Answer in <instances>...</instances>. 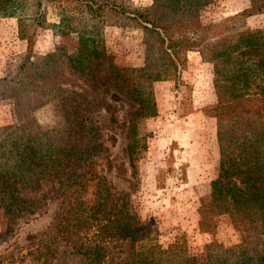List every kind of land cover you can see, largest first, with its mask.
I'll return each instance as SVG.
<instances>
[{"label":"trees","instance_id":"16d2710c","mask_svg":"<svg viewBox=\"0 0 264 264\" xmlns=\"http://www.w3.org/2000/svg\"><path fill=\"white\" fill-rule=\"evenodd\" d=\"M51 1L58 7L53 25L74 32L79 51L63 57L59 48L34 60V33L48 24L45 5ZM211 1L152 0L143 7L128 0H0V15L17 18L18 33L27 41L26 53L0 76V96L12 97L16 117V124L0 129V209L5 217L32 215V201L21 191L50 181L64 202L57 218L62 240L88 231L97 241L125 240L123 264H264V254L248 240L250 234L264 237V27H248L243 19L264 10V0H250L248 9L204 23L202 10ZM110 23L143 30L142 65L118 66L109 59L101 29ZM191 50L212 63L216 102L209 109L217 121L221 153L211 199L199 209L200 228L210 229L215 216L228 214L243 233L237 247L199 255L187 252L183 235L166 248L147 237L126 193L116 205L112 185L97 167L114 139L104 136L97 112L103 108L116 120L101 93L112 88L135 102L131 116L154 115L148 81L177 76ZM66 67L83 83L64 89ZM54 88L65 90L61 126L24 129L30 124L26 109L50 99Z\"/></svg>","mask_w":264,"mask_h":264},{"label":"rangeland","instance_id":"374dc122","mask_svg":"<svg viewBox=\"0 0 264 264\" xmlns=\"http://www.w3.org/2000/svg\"><path fill=\"white\" fill-rule=\"evenodd\" d=\"M128 1L143 7L152 2ZM56 4L51 1L45 5L48 24L38 27L34 33L31 52L34 60L59 48L63 57L79 51L77 35L53 25L58 22ZM249 6L250 0H212L202 10V21H218ZM243 19L248 27H264V10ZM101 34L113 63L143 64L145 44L140 27L104 24ZM26 50L27 41L18 33L17 18L0 15V76ZM65 75L69 79L62 81L64 89L83 83L68 67ZM212 75V63L201 52L191 50L177 76L148 81L147 89L155 102L156 114L131 116L137 104L112 88L103 91L101 96L113 106L116 120L111 121L103 108L97 112L104 136H114L109 150L97 163L110 181L114 197L126 193L129 209L145 223V235L153 238L152 241L166 248L177 236L183 235L190 255L237 247L243 237L240 227L235 226L234 218L228 214L215 216V225L210 229L201 230L199 224V209L211 199V185L219 173L221 159L217 121L209 109L216 102ZM64 92L54 88L50 99L26 109L30 124L24 129L61 126L64 110L60 96ZM22 111L26 112L23 107ZM13 124L16 117L12 97L0 96V129ZM127 145L131 146L132 167ZM21 192L31 199L30 207L34 211L29 217L23 215L10 220L0 209V264H123L128 252L125 240L97 241L92 231L62 240L57 218L64 202L54 183L43 180L39 188ZM120 202L118 198L116 205ZM250 235L249 245L264 254V237Z\"/></svg>","mask_w":264,"mask_h":264}]
</instances>
